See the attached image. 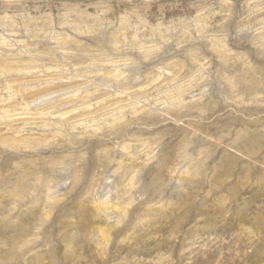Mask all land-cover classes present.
<instances>
[{
    "label": "rangeland",
    "instance_id": "1",
    "mask_svg": "<svg viewBox=\"0 0 264 264\" xmlns=\"http://www.w3.org/2000/svg\"><path fill=\"white\" fill-rule=\"evenodd\" d=\"M0 264H264V0H0Z\"/></svg>",
    "mask_w": 264,
    "mask_h": 264
},
{
    "label": "bare ground",
    "instance_id": "2",
    "mask_svg": "<svg viewBox=\"0 0 264 264\" xmlns=\"http://www.w3.org/2000/svg\"><path fill=\"white\" fill-rule=\"evenodd\" d=\"M119 37V36H118ZM117 37V38H118ZM122 37H124L123 35H121V37H119L120 38V40L122 39ZM118 38V39H119ZM218 39V38H217ZM119 40V41H120ZM214 40V39H213ZM3 41V40H2ZM7 42V41H6ZM210 42H211V39H210ZM214 42V41H213ZM216 42V41H215ZM214 42V44H216ZM222 42V41H221ZM218 43H220V42H218ZM223 44V43H222ZM154 46V45H153ZM156 47V46H155ZM214 47V46H213ZM158 48V47H157ZM156 50V49H155ZM218 50V49H217ZM220 50H221V48H220ZM191 51H192V49H191ZM157 52V51H156ZM155 52V53H156ZM191 55V54H190ZM199 55V54H198ZM192 56V55H191ZM194 56V55H193ZM177 58V57H176ZM176 58H170V59H167L166 61H163V62H160L159 64H156V66H154V73H155V75H156V78L154 77V80L155 79H159L160 78V76H164V79H165V81L163 82V83H166L167 84V86L166 87H164V88H158L159 89V91L161 92V91H163V93H166V95H169V94H172V96L169 98L170 99V101H168V99H166V100H164V104H166V105H168L167 107H164V108H162L163 109V111H168V108L171 110V107H176V106H179V105H181V103L183 104V101H184V94L185 93H188L187 92V90H189L188 88H183V86H179V85H177V86H175L174 88L172 87V86H170V82H169V79L170 80H175V78H176V76H177V71H179V70H177V68L179 69V67H180V63H177V62H180V61H178V59H176ZM193 58V60H195L196 62H198L199 61V64H198V66H200L198 69H197V71L199 70V69H202L203 70V68H206L207 67V65H206V63H205V61H200V58L198 59V57L197 56H194V57H192ZM198 59V60H197ZM7 60V59H6ZM6 60H4L5 62H6ZM9 62V61H8ZM15 62V61H14ZM10 63V62H9ZM4 64V63H3ZM3 64H2V66H3ZM8 63L6 62V65H7ZM11 64V63H10ZM12 65V64H11ZM21 65V64H20ZM176 65H178V66H176ZM1 66V67H2ZM177 68H176V67ZM249 66H250V64H249ZM16 67V66H15ZM7 68V67H6ZM10 68H12V67H10ZM29 68H31V67H29ZM28 68V69H29ZM1 69H3V68H1ZM24 69V68H23ZM22 69V70H23ZM182 69V68H181ZM7 70H9V69H6V70H4V71H7ZM15 70H18V69H15ZM21 70V69H20ZM26 70V69H25ZM33 70V69H32ZM177 70V71H176ZM10 71V70H9ZM9 71H7V72H9ZM89 71V70H88ZM94 71V70H93ZM116 71V70H115ZM120 71V70H119ZM152 71V70H151ZM176 71V73L174 74V72ZM6 72V73H7ZM58 72V71H57ZM113 72V71H112ZM199 72V71H198ZM28 73H29V71H28ZM148 73H150V71L148 72ZM205 73H207V71L205 72ZM204 73V74H205ZM18 74V73H17ZM115 75V74H114ZM207 75V74H206ZM111 76V75H110ZM191 78L190 79H193V75L192 76H190ZM207 77V76H206ZM161 79V78H160ZM163 80V79H162ZM87 81H88V79H87ZM168 82V83H167ZM95 83V82H94ZM191 83V82H190ZM221 83V82H220ZM79 85H82L81 83H79ZM95 86V85H94ZM97 86V85H96ZM87 87H86V85H84V86H82V88H81V86H79L78 88H76V89H74V91L75 92H77V91H79V93H81V94H83V96L80 94L79 96H81V97H91L92 95H93V93L92 92H90V91H86L85 89H86ZM137 89V88H136ZM94 92H96V91H98L97 89H94L93 90ZM100 91V90H99ZM154 91V90H153ZM90 92V93H89ZM159 92V93H160ZM119 94H120V92H119ZM175 94V95H174ZM128 94H126V96H127ZM158 95V94H157ZM101 96V95H100ZM111 96H113V97H116L117 96V92H115V94L114 93H111L110 94V97ZM170 96V95H169ZM193 96V95H192ZM118 97H121V96H118ZM92 99H94V98H96L95 96L94 97H91ZM101 98V99H100ZM105 98V96L104 97H99V99L100 100H102L101 102H103L104 99ZM137 99V98H136ZM131 100V102L128 100V102H127V104H123L122 105V107H120V108H118V111H116L115 110V112L113 113V114H110V115H113L112 116V122H109L110 123V125H112L113 123H114V121L116 120V118H120L121 119V117H119V115H121L124 111L126 112V111H128V109H129V111H130V109H133L137 104H139L138 102H140V103H143L144 101L143 100H140V99H138V100ZM201 99V98H200ZM99 100V101H100ZM106 100V99H105ZM110 100L112 101V99L110 98ZM115 101V100H114ZM113 101V102H114ZM106 102H108V101H106ZM106 102H104V103H106ZM116 102V101H115ZM99 103V102H98ZM117 103V102H116ZM129 103H131L130 105H128ZM145 103V102H144ZM158 103V102H157ZM193 103V102H192ZM28 104V103H27ZM101 104V103H100ZM112 105V104H111ZM159 105H161V104H158V106ZM169 106H171V107H169ZM7 107V106H6ZM160 107V106H159ZM42 109H44V108H42ZM84 109V108H83ZM149 109V108H148ZM183 109V108H182ZM38 110V109H37ZM47 111L46 112H43V113H47L48 111H49V107H48V109H46ZM59 110V109H58ZM151 112L152 111H155V112H157V110H158V107H153L152 105L150 106V109H149ZM52 111V110H51ZM54 111V110H53ZM150 111H148V112H150ZM162 111V112H163ZM42 112H38L37 114H39V113H42ZM56 112V111H55ZM68 112V111H67ZM67 112H61V114L60 115H64V114H66ZM174 112V111H173ZM51 113V112H50ZM170 113V112H169ZM28 114V113H27ZM106 115V114H105ZM109 115V116H110ZM147 115V114H146ZM108 116V115H107ZM115 116V117H114ZM95 117V116H94ZM98 118V117H97ZM99 118H101V117H99ZM105 118V117H104ZM103 118V119H104ZM111 118V117H110ZM106 119H108V118H106ZM51 121V120H50ZM92 121V120H91ZM97 121V120H96ZM95 121V122H96ZM99 121V120H98ZM106 121H109V120H106ZM102 123V122H101ZM89 124V123H88ZM68 125V124H67ZM103 127V126H102ZM96 128H98V127H96ZM189 132V131H188ZM187 132V133H188ZM13 139H16V138H13ZM18 139V138H17ZM24 139V138H23ZM135 140V139H134ZM137 140V139H136ZM188 140V139H187ZM212 140V139H211ZM13 141H15V140H13ZM28 141V140H27ZM147 141V140H146ZM145 141V142H146ZM153 141V140H152ZM156 141V140H155ZM154 141V142H155ZM209 141V140H208ZM24 142H26V141H24ZM207 142V141H206ZM11 143V142H10ZM19 143V142H18ZM138 143V142H137ZM160 143V142H159ZM213 143V142H212ZM26 144V143H25ZM32 145H33V143H32ZM36 145V144H35ZM146 145V144H145ZM27 146V145H26ZM29 146V145H28ZM27 146V147H28ZM128 146H129V144L127 143V142H124V143H122V144H119V147L123 150V151H125V152H127L128 151ZM220 146V145H219ZM32 147V146H31ZM154 147V146H153ZM209 147V146H208ZM34 148V147H33ZM147 149V148H146ZM145 149V150H146ZM130 151V150H129ZM138 151V150H137ZM210 155V154H209ZM133 157V156H132ZM189 161V160H188ZM117 162H118V159H117ZM199 163V162H198ZM117 165H119V164H117ZM198 166V165H197ZM180 170V169H179ZM135 174V173H134ZM133 176V175H132ZM131 176V179H129V181L127 182V184H125V185H127L128 187H126V188H129V190H130V192L132 193V191H133V188L136 186V185H134V183L132 182V179H133V177ZM178 176V175H177ZM180 176V175H179ZM51 184V183H50ZM124 185V184H123ZM134 186V187H133ZM124 188H125V186H124ZM113 189V188H112ZM129 190H126V192L128 193L129 192ZM105 191V190H104ZM125 191V190H124ZM112 192V191H111ZM54 195V194H53ZM117 195V194H116ZM115 195V196H116ZM126 195V194H125ZM46 197H47V195H46ZM131 197H132V199L133 198H135V194H132L131 195ZM55 198V197H54ZM118 197H111V196H108V192L106 191V192H104V194H103V192L102 193H100L99 195H96L95 194V196H94V203L96 204V210L95 211H97L99 214L100 213H102V215H105L106 216V218H107V216H109V215H114V214H116V215H118V213L120 212V210H122V211H124V212H126V208L125 207H123V204L117 199ZM130 198V197H129ZM47 198H45V200H46ZM50 199V198H49ZM131 200V198L129 199V201ZM53 201V200H52ZM53 205V204H52ZM36 207V206H35ZM34 211V210H33ZM157 213H159V212H157ZM161 213V212H160ZM123 214V213H122ZM121 214V215H122ZM45 215V214H44ZM120 214H119V216H121ZM164 218V217H163ZM139 219H141V217L139 218ZM106 220V219H105ZM104 227H106V226H104ZM102 228L101 230L102 231H108V228L106 227V228ZM111 230V229H110ZM101 231V232H102ZM101 236H103L104 237V235H103V232H102V235ZM100 237V236H99ZM106 237H108V235L107 234H105V238ZM124 238V237H123ZM106 240V239H105ZM109 241V240H108ZM106 244V243H105ZM68 250L70 249V248H67ZM4 255V254H3ZM5 262V261H4ZM40 263V262H39Z\"/></svg>",
    "mask_w": 264,
    "mask_h": 264
}]
</instances>
